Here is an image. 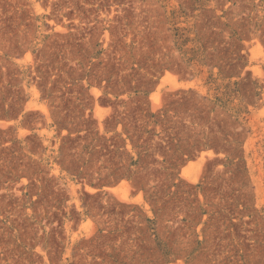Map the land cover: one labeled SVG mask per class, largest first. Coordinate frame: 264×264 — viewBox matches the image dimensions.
<instances>
[{
	"label": "rangeland",
	"instance_id": "1",
	"mask_svg": "<svg viewBox=\"0 0 264 264\" xmlns=\"http://www.w3.org/2000/svg\"><path fill=\"white\" fill-rule=\"evenodd\" d=\"M0 264H264V0H0Z\"/></svg>",
	"mask_w": 264,
	"mask_h": 264
}]
</instances>
